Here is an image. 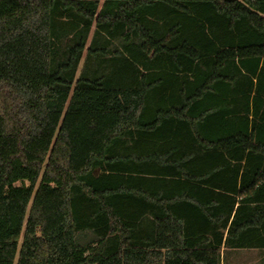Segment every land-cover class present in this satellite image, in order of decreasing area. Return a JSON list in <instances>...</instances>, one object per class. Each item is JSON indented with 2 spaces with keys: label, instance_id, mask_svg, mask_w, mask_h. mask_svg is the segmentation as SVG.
Returning <instances> with one entry per match:
<instances>
[{
  "label": "trees",
  "instance_id": "1",
  "mask_svg": "<svg viewBox=\"0 0 264 264\" xmlns=\"http://www.w3.org/2000/svg\"><path fill=\"white\" fill-rule=\"evenodd\" d=\"M221 247L264 250V0H0V264Z\"/></svg>",
  "mask_w": 264,
  "mask_h": 264
},
{
  "label": "crops",
  "instance_id": "2",
  "mask_svg": "<svg viewBox=\"0 0 264 264\" xmlns=\"http://www.w3.org/2000/svg\"><path fill=\"white\" fill-rule=\"evenodd\" d=\"M220 264H264V250L221 247Z\"/></svg>",
  "mask_w": 264,
  "mask_h": 264
},
{
  "label": "rangeland",
  "instance_id": "3",
  "mask_svg": "<svg viewBox=\"0 0 264 264\" xmlns=\"http://www.w3.org/2000/svg\"><path fill=\"white\" fill-rule=\"evenodd\" d=\"M22 185L25 186V187H27L28 186V183L25 182ZM16 186H21V184L18 183V184H16Z\"/></svg>",
  "mask_w": 264,
  "mask_h": 264
}]
</instances>
